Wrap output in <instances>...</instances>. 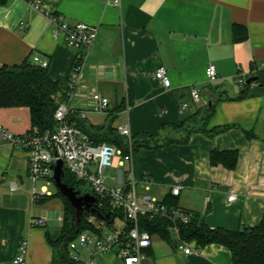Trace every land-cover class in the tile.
<instances>
[{
  "label": "crops",
  "instance_id": "obj_1",
  "mask_svg": "<svg viewBox=\"0 0 264 264\" xmlns=\"http://www.w3.org/2000/svg\"><path fill=\"white\" fill-rule=\"evenodd\" d=\"M121 1L116 6L108 0H45V12L25 0L0 3V68L39 55L49 60V74L65 93L76 50L54 37L48 14L99 26L70 101L76 113L85 111L89 123L115 129L127 124L132 136L182 122L200 128L204 109L217 103L206 129L193 131L187 142L141 148L123 166V156L118 155V174L132 168L138 181L151 177L153 183L145 190L162 201L179 186L174 196L179 208L205 219L212 228L238 230L259 224L264 217V83L248 80L264 74V0ZM235 24L244 26L246 38L235 39ZM210 63L219 74L215 82L206 74ZM161 66L167 69L170 87L156 77ZM240 76L246 85L238 82ZM193 87L200 89L199 101L192 97ZM94 92L109 99L108 111L94 109ZM182 101L189 107L180 112ZM0 126L17 135L29 132V107H0ZM222 127L228 128L219 130ZM176 132L169 127L164 131ZM213 150H238L237 167L212 165ZM28 180L27 150L0 140V264H17L23 238L29 241L24 264L52 262L50 230L30 226L33 216L52 220L46 214L50 208L33 201ZM233 194L236 199L230 201ZM58 218L63 222L64 216ZM170 233L171 242L153 235L144 264H234L225 245L198 248L191 241L195 251L187 254L178 247L179 233ZM84 251L86 260L89 252ZM97 258L99 264H122L115 252Z\"/></svg>",
  "mask_w": 264,
  "mask_h": 264
},
{
  "label": "built area",
  "instance_id": "obj_2",
  "mask_svg": "<svg viewBox=\"0 0 264 264\" xmlns=\"http://www.w3.org/2000/svg\"><path fill=\"white\" fill-rule=\"evenodd\" d=\"M25 1L31 8L45 12V0ZM108 1L116 6H121L122 2L121 0ZM48 16L54 25V37L76 50L68 88L65 93H59L57 96L58 106L55 112L57 128L43 133L30 130L17 135L0 126V140L8 141L27 150L29 176L33 182L31 196L35 202L53 195L48 185L55 181V166L59 161H63L64 170L67 168L78 180L91 184L92 191L86 193L96 197V201L92 205L95 213H91L87 219L96 230L82 231L76 239L70 242V256L75 261L81 264H99L98 254L115 252L122 264H144L145 251L152 245L153 234L141 227L140 218L142 216L162 217L176 223L189 222L194 214L179 207L170 206L151 194L139 193L137 189L139 182L149 189L153 180L151 177L145 176L137 181L132 168L121 171L115 184L108 182L110 179L108 169L114 165L115 158L122 155L123 160L120 164L123 166L126 162L132 161V150L123 154L122 150L114 144L96 143L87 132L68 119L71 114L85 117V111L79 110L76 113L72 110L70 101L82 81L88 57L98 36L99 26L84 22L70 23L60 14L50 13ZM32 62L44 68L49 66V60L41 58L39 55H34ZM206 74L210 82H215L219 78L217 67L213 63L206 67ZM156 77L164 86H171V79L164 66L156 71ZM238 82L247 84L246 78L241 76ZM192 97L195 101L200 100L201 92L198 87H193ZM92 102L97 111L105 112L110 108L109 99L98 92L92 94ZM188 107L189 103L182 101L180 112ZM118 130L121 134L129 138L132 137L129 125L124 124ZM39 181L46 182V184L41 185L38 189L37 182ZM172 192L174 195H178L180 187H174ZM81 194L85 193L81 191ZM235 199L236 194L229 196L230 201ZM114 212L116 215L113 216ZM117 220L122 223L121 227L116 225ZM48 222L49 217L46 215L33 216L30 219V226L42 227ZM171 230L178 232V227L173 225ZM178 247L187 254L195 251L189 241L181 238H179ZM83 250L89 252V257L86 260L82 258ZM28 256L29 241L27 238H23L15 263H26Z\"/></svg>",
  "mask_w": 264,
  "mask_h": 264
},
{
  "label": "trees",
  "instance_id": "obj_3",
  "mask_svg": "<svg viewBox=\"0 0 264 264\" xmlns=\"http://www.w3.org/2000/svg\"><path fill=\"white\" fill-rule=\"evenodd\" d=\"M5 1L0 0V3ZM233 30L236 40L244 39L248 35L242 25L235 24ZM255 79L264 83V74L260 72ZM60 92V85L50 76L48 67L38 66L30 59H26L20 64L4 65L0 68V107H29L31 130L43 133L57 128L58 122L55 118V112L58 106L57 96ZM216 105L217 103L213 102L204 109L201 118L203 126L200 128H189L182 122L180 125H163L154 134H137L131 138L121 134L118 129L112 126L93 125L75 114H71L68 119L87 132L94 142L114 144L122 150L123 154H127L131 150L133 153H137L141 148H158L171 143L187 142L193 131L206 129L205 125L215 112ZM167 127L172 131L176 129L179 133L165 134L164 131ZM226 128L228 127H222L219 130ZM248 135L250 136V134ZM210 162L212 165H223L229 169H234L239 163V152L238 150H213L210 155ZM63 181L75 189H80V185L83 183L67 168H65ZM57 190L55 195L62 198L65 212L61 233L58 236H53L47 232V241L53 248L51 264H81L70 256L69 244L78 237L80 232L96 230L87 219L91 213L95 212L85 211L82 221L77 223L75 207L58 188ZM55 195L53 193L52 196L42 198L39 202H46ZM174 196L173 194L172 197L165 198L163 202L170 206L179 207ZM69 212L72 214L71 219L68 218ZM114 215L116 212L113 213ZM140 223L143 229H147L153 235L157 234L169 242L172 241L170 228L176 225L180 238L189 242L195 241L198 248L210 243L225 245L232 252L234 264H264V217L259 224L244 226L238 230L212 228L205 219L198 215H194L189 222L176 223L167 218L142 216Z\"/></svg>",
  "mask_w": 264,
  "mask_h": 264
},
{
  "label": "rangeland",
  "instance_id": "obj_4",
  "mask_svg": "<svg viewBox=\"0 0 264 264\" xmlns=\"http://www.w3.org/2000/svg\"><path fill=\"white\" fill-rule=\"evenodd\" d=\"M119 169H120V167L118 166L117 161L114 160V166L108 169V175L110 177L108 182L110 184L116 183V178L118 177V170ZM28 182H29L31 189H32V186H33L32 180L31 181L28 180ZM43 184H46V182H43V181L37 182L38 189ZM48 188L54 193V195L58 191L57 186L54 182L49 184ZM80 189H81L82 193L91 192L92 186L89 182H83L80 185ZM137 189H138L139 193H148L151 195H155L154 192L145 190V187H144L142 182L138 183ZM43 204H46L45 206L50 208V210L48 212H46V214L49 215L52 218V220H49V222L45 226L38 227V228H43L45 230L48 229V230H50V232L53 236H58L61 233V230L63 227V222L58 218V216H64L62 198L60 196L55 195ZM43 204H39V205H43ZM71 217H72V214L69 212L68 218L71 219ZM116 225L121 227L122 223L119 220H117ZM82 258L83 259L86 258V254H85L84 250L82 251Z\"/></svg>",
  "mask_w": 264,
  "mask_h": 264
},
{
  "label": "water",
  "instance_id": "obj_5",
  "mask_svg": "<svg viewBox=\"0 0 264 264\" xmlns=\"http://www.w3.org/2000/svg\"><path fill=\"white\" fill-rule=\"evenodd\" d=\"M255 78H250L248 83L254 81ZM65 175L64 163L59 161L55 166V184L61 193L68 198L71 204L76 209V219L77 223L82 221L83 213L85 211L95 210L92 208L93 203L96 201V197L90 193L81 194L80 190L75 189L72 186H69L66 182L63 181Z\"/></svg>",
  "mask_w": 264,
  "mask_h": 264
}]
</instances>
